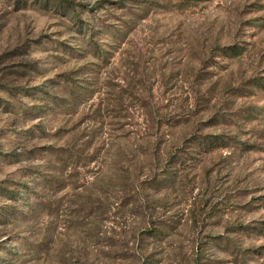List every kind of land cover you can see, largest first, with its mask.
Masks as SVG:
<instances>
[{
  "label": "rangeland",
  "instance_id": "1",
  "mask_svg": "<svg viewBox=\"0 0 264 264\" xmlns=\"http://www.w3.org/2000/svg\"><path fill=\"white\" fill-rule=\"evenodd\" d=\"M0 192V264H264V0H0Z\"/></svg>",
  "mask_w": 264,
  "mask_h": 264
},
{
  "label": "trees",
  "instance_id": "2",
  "mask_svg": "<svg viewBox=\"0 0 264 264\" xmlns=\"http://www.w3.org/2000/svg\"><path fill=\"white\" fill-rule=\"evenodd\" d=\"M48 1V0H47ZM93 37H94V35L92 34V33H90L89 34V36H88V39L90 40V41H92V39H93ZM232 51H231V54H234V55H237V51H235L233 48L231 49ZM206 145H210V146H212V147H214L215 145H217L216 144V142H209V143H207ZM116 157V156H115ZM117 158V157H116ZM118 170L119 169H117V170H115V177H114V181H116V179L118 180ZM57 173H64V170L63 169H61V171H58ZM41 175H44V173H41ZM48 175V174H47ZM113 181V182H114ZM110 185V184H109ZM116 188H121V191H123V192H125L126 191V186H124V185H122V186H119V184H118V182H116L115 183V185H114ZM119 190H117V192H118ZM86 191H84L83 192V194L82 195H80L79 196V198H81V204H82V208L83 207H85V209H86V207H87V209L89 210V211H91V206H89L91 203H93V201L95 202L94 203V205H92V206H95L96 205V208H94V219H96V217H95V215H96V213H97V217L100 219V218H102V214H103V211H104V209H103V199H102V197H100V196H98V197H96L94 200H92L91 199V194H87L86 196H84V193H85ZM92 194H93V192H92ZM101 194H103V193H101ZM0 195H3V194H1V192H0ZM6 198H7V200L8 201H15L14 199V194H6V196H5ZM87 209L86 210H84V211H87ZM2 211V210H1ZM7 211H4V213H6ZM83 212V210L81 211V213ZM84 213V212H83ZM90 214H91V212H89ZM84 215V218L85 219H88V217L90 216L89 214H83ZM4 216H5V214H4ZM103 219V218H102ZM101 219V220H102ZM150 234L151 235V237H159V235H161V232L160 231H158L157 229H150V230H146L145 231V234Z\"/></svg>",
  "mask_w": 264,
  "mask_h": 264
}]
</instances>
